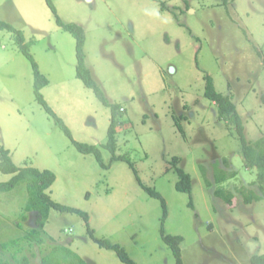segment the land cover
Listing matches in <instances>:
<instances>
[{"label":"rangeland","instance_id":"1","mask_svg":"<svg viewBox=\"0 0 264 264\" xmlns=\"http://www.w3.org/2000/svg\"><path fill=\"white\" fill-rule=\"evenodd\" d=\"M52 1L65 23L84 27L87 67L109 100L126 109L116 155L130 158L142 182L165 198L168 213L164 221L162 201L144 190L130 161L113 160L105 147L112 108L78 77L77 39L47 0H0V20L24 32L49 79L42 88L48 105L75 140L97 145L109 165L80 152L37 101L32 61L13 32L0 30V145L19 166L54 171L52 198L90 216L87 223L51 209L45 230L54 240L47 245L66 246L87 264H125L92 239V229L136 264H176L164 226L184 237L185 264H252L253 255H264V176L247 167L237 132L205 94L207 73L236 103L247 139L264 138V0ZM181 115L184 133L175 120ZM178 167L191 174V193L177 189ZM12 177L0 172V182ZM218 189L233 194L232 204ZM244 192L261 198L247 203ZM28 199L25 185L0 192L5 257L11 256L3 244L36 226L34 213L21 220ZM21 246L20 257L41 261L38 245Z\"/></svg>","mask_w":264,"mask_h":264},{"label":"trees","instance_id":"2","mask_svg":"<svg viewBox=\"0 0 264 264\" xmlns=\"http://www.w3.org/2000/svg\"><path fill=\"white\" fill-rule=\"evenodd\" d=\"M49 6L56 13L58 17V23L65 30L72 32V34L77 39V75L81 78L84 84L91 89H94L98 98L108 106H111L113 116L111 125L109 127L108 142L105 147L110 150L114 156L113 160L122 159L130 161V164L135 170L136 176L141 183L145 191L150 193L155 198L162 201L165 208L164 221L167 217V203L162 194L154 188L146 186L135 167V164L125 156H117L116 152L118 149V127L121 124V114L126 111V109L120 105L112 103L99 83L95 80L91 69L86 65V53L84 51V45L86 40L85 29L83 26L76 23H65L57 14V8L52 0H47ZM166 2L162 1L161 9L166 10ZM9 30L15 34L16 42L20 50L32 61L34 71H35V94L37 101L45 108V110L56 119V123L60 125L66 134L72 139L73 144L77 149L85 154H94L98 162L104 168H109V165L105 163L103 159L102 152L97 145L84 143L77 141L73 138L72 133L68 126L65 124L62 118H60L53 109L48 105L42 93V88L49 83V79L41 72L37 61L35 60L33 54L31 53V43L27 42L24 32L17 29L12 24L0 20V30ZM259 52V51H258ZM262 52L260 51L259 54ZM206 80V91L205 94L208 99L215 103L217 106L220 118L227 122V126L232 128L237 132L238 137L242 144V153L245 158L247 167L254 168L258 167L261 170V177L264 176V138H260L254 142L249 141L245 132V125L243 119L237 109L236 103L233 101L231 95L220 92L216 89L214 78L212 75H205ZM264 99V96H263ZM185 116L181 115L176 117V125L179 130L183 133L185 132L181 120ZM179 159L176 158L177 162ZM180 180L177 183V189L181 192L191 193L193 190V180L189 172L181 167L177 168ZM0 172L12 174L13 177L4 182H0V192L12 191L20 185H25L29 193V199L25 207L24 212L21 214V220H28L31 213L35 214L36 226L27 230L25 235L17 237L10 242L3 244V250L9 253L11 257L3 256L0 251V264H30V258L25 254L20 257V253L24 250L21 246L23 242H26L30 247L33 245H38L40 248V253L42 255L41 261L34 264H87L76 252L63 245H47V239L54 240L53 236L49 235L45 230V225L49 219L51 209H56L62 212H72L77 213L83 217V219L89 223V213L76 207L64 205L60 202L54 200L49 192L52 185L56 180V174L54 171L49 169H39L34 166H19L17 165L12 157L11 150L3 145H0ZM226 179L224 175H217L218 181H223ZM216 194L223 197L229 204L233 202V194L231 192H226L225 189H218ZM246 202H252L253 200H259L261 197L254 192H244ZM190 206H194L193 201L190 202ZM92 239L102 248L115 250L119 255L120 259L125 264H136V262L130 257L126 249L119 243H113L111 240L106 238H99L95 236L92 229L89 230ZM162 236L164 241L172 248L173 253L176 258V264H185L182 258L181 243L184 241L182 235H171L167 234L165 228H162ZM12 247V248H10ZM10 248V249H9ZM14 248V250H12ZM35 255V252H32ZM14 259L13 262L11 259ZM252 264H264V255L255 254L251 259Z\"/></svg>","mask_w":264,"mask_h":264},{"label":"water","instance_id":"3","mask_svg":"<svg viewBox=\"0 0 264 264\" xmlns=\"http://www.w3.org/2000/svg\"><path fill=\"white\" fill-rule=\"evenodd\" d=\"M172 70H174V69H172Z\"/></svg>","mask_w":264,"mask_h":264}]
</instances>
